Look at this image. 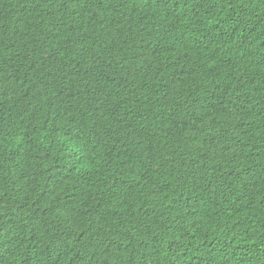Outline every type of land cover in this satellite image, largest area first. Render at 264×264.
I'll return each instance as SVG.
<instances>
[{"label": "trees", "instance_id": "1", "mask_svg": "<svg viewBox=\"0 0 264 264\" xmlns=\"http://www.w3.org/2000/svg\"><path fill=\"white\" fill-rule=\"evenodd\" d=\"M0 264H264V0H0Z\"/></svg>", "mask_w": 264, "mask_h": 264}]
</instances>
